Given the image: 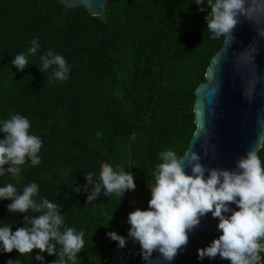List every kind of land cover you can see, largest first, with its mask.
Returning a JSON list of instances; mask_svg holds the SVG:
<instances>
[{
  "label": "trees",
  "instance_id": "obj_1",
  "mask_svg": "<svg viewBox=\"0 0 264 264\" xmlns=\"http://www.w3.org/2000/svg\"><path fill=\"white\" fill-rule=\"evenodd\" d=\"M208 11L195 0H108L106 13L97 17L60 0H0V126L21 115L42 141L41 163L26 161L19 177L5 172L0 187L12 183L22 194L35 182L34 199L61 207V231L84 232L75 264H107L118 243L108 233L126 238L129 214L148 209L159 153L171 149L182 156L188 150L196 131L195 91L225 42L207 31ZM34 40L39 48L32 55ZM49 50L66 60V80L49 79L52 68L39 70L40 56ZM18 54L28 61L23 72L12 64ZM258 155L264 165V146ZM104 163L131 173L136 189L122 200L102 190L89 204L85 175L98 182ZM131 200L137 203L131 206ZM10 203L0 200V227L14 232L24 226V214H11ZM36 255H43V264L58 258L0 250V264H41ZM260 257L264 264V253Z\"/></svg>",
  "mask_w": 264,
  "mask_h": 264
},
{
  "label": "clouds",
  "instance_id": "obj_2",
  "mask_svg": "<svg viewBox=\"0 0 264 264\" xmlns=\"http://www.w3.org/2000/svg\"><path fill=\"white\" fill-rule=\"evenodd\" d=\"M197 5L209 9L205 16L207 31L213 39L226 37L233 40L232 33L240 23V17L256 22L264 17V0H195ZM201 12L205 11L200 7ZM264 38V28L257 29ZM29 49L37 53L39 44L33 41ZM39 70L44 73L52 68L49 79L64 81L70 71L63 56L51 50L40 56ZM14 67L21 72L28 66L24 54L12 60ZM244 95L250 101L246 88ZM30 121L21 115H13L3 121L0 132V176L5 172L19 177L21 166L26 161L32 166L41 163L38 153L42 147L41 139L30 134ZM160 163L156 165L154 186L150 188L151 199L148 209H137L129 214L130 230L128 236L140 245V255L145 264H153V254L159 253L164 261L171 262L180 250L189 243V233L199 227L201 219L209 213L218 219V231L222 234L207 248L199 249L201 260L205 257L229 260L231 264H260V254L264 253V165L258 150H249L246 156L237 161L236 170L206 168L201 156L195 151H186L182 156L174 150L159 153ZM185 161L187 163L185 164ZM7 166V168H5ZM191 169V174L186 171ZM99 181L93 174L85 175L91 187L87 201L91 204L103 190L110 197L116 194L122 200L127 191H135L134 176L123 169L116 171L108 163L101 165ZM74 192L80 189L74 187ZM39 194V186L33 182L17 192L12 183L0 187V200H10L8 211L11 214H24V226L13 232L10 225L0 227V250L4 253L17 251L20 256L40 253L57 256L54 264H75L78 253L84 247V232L65 227L61 207L47 198L34 199ZM231 204L239 210L233 211ZM39 215H28L29 211ZM225 213H231L226 216ZM120 248L126 246V238L109 232ZM59 247V250L57 246ZM35 259L43 264V255ZM7 264H20L19 260H9Z\"/></svg>",
  "mask_w": 264,
  "mask_h": 264
},
{
  "label": "water",
  "instance_id": "obj_3",
  "mask_svg": "<svg viewBox=\"0 0 264 264\" xmlns=\"http://www.w3.org/2000/svg\"><path fill=\"white\" fill-rule=\"evenodd\" d=\"M60 1L71 8L84 6L97 17L103 16L108 6V0ZM239 19L233 40L225 37L206 72V80L195 91L196 131L187 151L197 152L200 162L209 169L236 170L237 161L249 150H258L259 154L264 146V38L257 32L264 28V17L256 22ZM246 88L250 101L244 95ZM186 171L191 174L190 168ZM230 208L239 210L235 204ZM218 223L209 213L189 233V243L173 261H164L157 252L153 254V264H231L220 256L203 260L198 256L199 249L207 248L222 234ZM140 251L139 243L131 238L114 264H145Z\"/></svg>",
  "mask_w": 264,
  "mask_h": 264
},
{
  "label": "built area",
  "instance_id": "obj_4",
  "mask_svg": "<svg viewBox=\"0 0 264 264\" xmlns=\"http://www.w3.org/2000/svg\"><path fill=\"white\" fill-rule=\"evenodd\" d=\"M125 225H126L127 230H128V232H129L131 226H130V224L128 223V217H127L126 220H125ZM130 239H131V237H129V236L127 235V237H126V241H127V243L130 241ZM127 243H126V245H127ZM123 249H124V248H120L119 245H118V243H117V245L113 248V251H112L111 256L106 257L105 260H104V262L107 263V264H114L115 261L118 260V258L120 257V255H121Z\"/></svg>",
  "mask_w": 264,
  "mask_h": 264
},
{
  "label": "rangeland",
  "instance_id": "obj_5",
  "mask_svg": "<svg viewBox=\"0 0 264 264\" xmlns=\"http://www.w3.org/2000/svg\"><path fill=\"white\" fill-rule=\"evenodd\" d=\"M136 203H137L136 200H131V201H130V205H131V206H134Z\"/></svg>",
  "mask_w": 264,
  "mask_h": 264
}]
</instances>
